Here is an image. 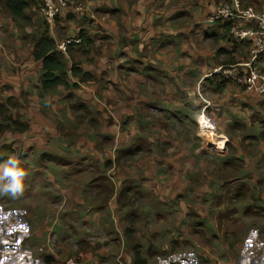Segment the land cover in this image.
<instances>
[{
  "label": "crops",
  "instance_id": "0c3cea01",
  "mask_svg": "<svg viewBox=\"0 0 264 264\" xmlns=\"http://www.w3.org/2000/svg\"><path fill=\"white\" fill-rule=\"evenodd\" d=\"M81 1L85 11L64 13L53 29L45 24L43 34L55 42L68 72L67 87L47 91L41 88L43 64L33 56L40 36L0 4V97L19 104L20 114L43 120L32 131L3 137L13 139L5 144L26 140L35 151L20 156L34 161L24 169L26 199L16 206L17 192L14 205L0 206V264H56L68 257L82 264H137V255L147 264H191L186 258L193 255L195 264H208L211 248L198 252L202 258L186 241L188 253L163 254L156 236L150 237L162 235L158 222L175 212H166L172 204L165 201L166 173L189 175L195 186L203 170L210 175L203 199L192 200L200 224L211 223V211L218 222L244 219L247 225L258 217L255 209L264 207V56L251 87L209 76L250 61L249 45L232 39L230 23L209 24L228 0ZM241 2L264 11V0ZM23 27L36 36L33 43ZM81 34L84 43L60 48ZM73 68L93 79L73 76ZM23 102L28 105L21 109ZM85 109L94 114L95 126L75 122L73 111ZM202 115L214 127L207 131L211 137L202 132L205 140L197 133ZM190 127L192 135L181 131ZM207 139L223 143L216 166L204 147H212ZM0 154L6 162L7 153ZM203 155L211 163L201 161ZM183 159L195 167H183ZM217 189L220 196L213 194ZM262 235L255 230L239 243H220L217 254L233 257L222 264H264Z\"/></svg>",
  "mask_w": 264,
  "mask_h": 264
},
{
  "label": "rangeland",
  "instance_id": "374dc122",
  "mask_svg": "<svg viewBox=\"0 0 264 264\" xmlns=\"http://www.w3.org/2000/svg\"><path fill=\"white\" fill-rule=\"evenodd\" d=\"M27 13L29 15V17L31 18V21H20V23H22L23 25H27L26 27L29 28H34L33 30L35 31V33H38V37L41 36L45 31H46V26H45V22L39 12V1L38 0H31V6L30 8L27 10ZM47 25V24H46ZM23 31H22V35L28 34L27 38H29V40H31V42L33 43L34 40H36V36H34V34H31L28 31H25L26 28L23 27ZM30 34V35H29ZM9 99L6 97H0V105H5L8 103V105H10V111L12 112V109H14L12 107V104H14V102H12V99L10 102H7ZM40 100H45V95H41ZM12 102V104H11ZM79 101L75 102H71L74 104H77ZM23 105H28V103H24L21 105V109H23ZM19 109V104L18 107ZM27 110V109H26ZM13 113L16 112L13 110ZM73 118L75 120L76 123H91L94 125V120L92 118H94V114H91L87 109H85V111H73ZM21 118L20 121L22 123V125H28L29 130H31V125L34 124V122L36 121H43L42 118L40 117L41 115H36V114H32L31 116H28V114H20ZM5 119L3 118V116L0 114V126H5L7 125V122L4 121ZM6 123V124H5ZM95 126V125H94ZM2 127L0 128V151H5L7 153V158L9 159V157H13L15 159H19V164L18 166L21 169H26L29 165H33L34 161H32L30 163V159H26V160H20V156L24 153H30V152H34L35 151V147L29 145L28 141H24L21 142V139L19 138L17 141H13L10 144H5L4 141H12V138H9L7 140H3L4 137V132L1 131ZM200 129V126H199ZM29 130L27 132H29ZM62 129H60L61 131ZM32 131V130H31ZM181 131H188L189 134H193V129L190 128H181ZM178 132H180V130L178 129ZM202 132H206V131H201L197 132L198 136H201L202 139H204L205 137L202 135ZM12 133H9V135ZM23 134V133H20ZM172 136H174V131L171 132ZM185 134H187L185 132ZM21 136V135H20ZM205 140V139H204ZM208 140V139H207ZM4 143V144H3ZM208 143L211 146L206 145L205 142V149L207 150V152L209 153L210 157H214V164L215 166L221 163V159H220V154L219 151L221 149H218L220 147V145H223V143L220 142H214L211 141V139L208 141ZM14 145H17L14 147ZM31 146V148H30ZM196 147L199 145H195ZM222 147V146H221ZM209 155H203L201 161L205 162V160H208L210 163V157ZM23 157V156H22ZM7 159V160H8ZM199 159H196V161H198ZM213 160V159H211ZM146 161V159L142 158L140 160L137 161V165L138 166H142L143 163ZM201 161H198L199 164ZM153 161L149 162L152 163ZM147 163V162H146ZM209 163V164H210ZM148 164V163H147ZM183 167H187V168H191V167H195V162L190 160H186L182 161ZM167 169H170L169 166H167ZM205 170H203V175L199 174L196 178H195V182L198 184V186L193 185L190 182V177L189 175L187 176H182V177H177L174 176L173 173L168 172L166 173V196H165V201H172V204L170 207L166 208V212L168 211H175L173 214L169 215V217L166 215V218L160 219V221L158 222V224H160V234L162 233V235L159 234H153L150 233V237L152 236H156V238L158 239L159 243L161 244L159 251H161L163 254L166 251H171L172 249H178L176 253H181V254H185L189 252V249H185L186 245L184 244L186 241H191L189 243H191L190 245L193 247H190L191 250H193V252H195L197 255H201L198 254V252H201L202 249L204 250H209V248L212 249V253L210 252V256H208L207 258L209 259V262H206L208 264H222V259L223 258H233L232 256H228V253H225L224 255H218L217 254V249L219 244L223 243V242H227V243H231L232 240H234V242H241V240L243 238H246L248 233L258 230L262 235V237L264 238V207H260V208H256L255 210L257 212H259L260 214L257 213L258 217L254 220H250L249 224H244L243 220H233V221H229L227 222L226 220H222L221 222L216 221V216L212 214V211L209 213V220L211 223H207V221H203L200 224V214L197 212L198 210H194V204H193V199H203L202 198V193L203 190L207 191L206 185L208 183V177H210V175H206L205 174ZM217 176V175H216ZM152 179V178H151ZM194 182V181H193ZM191 183V185H190ZM3 184V181H0V185ZM174 185H176V188L179 189L181 192H176L177 190H174L175 187ZM184 185V186H183ZM191 187L192 189H194L195 191H193L192 189L189 190L188 188ZM185 189V190H184ZM212 189V188H211ZM218 192L213 193L217 196H220L221 193L219 191V189H217ZM216 190V191H217ZM208 193V192H207ZM17 203L15 204L16 206L18 204L23 203L24 198H22V200H20V197L25 196L26 199V195L27 193H25L24 191H22V193L18 192L17 193ZM212 194V195H213ZM21 195V196H20ZM201 195V196H198ZM9 197V198H7ZM206 198V197H205ZM204 198V199H205ZM209 198V197H208ZM13 199H15L13 193L11 192H3L0 191V206H4L3 204L5 203L6 206L8 205H14ZM213 199L216 200L215 196L213 197ZM174 201H178V203H180L181 207L179 208H174V204L177 203ZM2 203V204H1ZM4 207V210H11L14 207ZM171 208H173L171 210ZM204 209V207H203ZM158 210V208L154 205L149 212L150 213H155ZM212 210V209H209ZM240 215H242V208H238ZM181 212V213H180ZM216 212V211H215ZM183 215L182 220H181V216ZM4 215V214H3ZM155 215V214H154ZM153 215H149V217H151ZM236 219H241V218H236ZM163 220V221H161ZM247 220V219H245ZM162 222V223H161ZM181 223V224H179ZM164 224V227L161 230V225ZM179 224V225H178ZM157 225V223H156ZM9 226V228H12V226L10 225H6ZM6 226H2V227H6ZM6 235L7 229L3 228L2 229V234ZM215 236V237H214ZM232 237V238H231ZM203 238V239H202ZM209 238V239H208ZM207 241V242H205ZM196 242V243H195ZM203 242V243H202ZM257 242V241H256ZM175 243H180V246H176ZM193 243H195L193 245ZM201 243L203 245H201ZM202 248H201V247ZM205 247V248H203ZM183 252V253H182ZM205 251H203L204 253ZM169 255H166V257L168 258ZM182 256V255H181ZM202 257V256H200ZM235 257V256H234ZM240 257V256H239ZM186 257H184L183 260H185ZM196 258L194 255L193 256H188L186 259L190 260L191 264H195ZM203 258V257H202ZM237 258V257H236ZM221 260V261H220ZM235 260H239V258L235 259ZM157 261V257L154 259V263H156ZM202 261V260H201ZM211 261V262H210ZM184 261H182V259H180L178 264L183 263ZM203 262V261H202ZM205 264V263H204Z\"/></svg>",
  "mask_w": 264,
  "mask_h": 264
},
{
  "label": "built area",
  "instance_id": "2783aa9c",
  "mask_svg": "<svg viewBox=\"0 0 264 264\" xmlns=\"http://www.w3.org/2000/svg\"><path fill=\"white\" fill-rule=\"evenodd\" d=\"M39 12L50 29L66 12L81 13L85 11L81 0H38ZM94 18V16H92ZM230 23V35L233 40L249 45L250 61L245 64L223 67L213 71L209 76L217 75L221 81L233 82L239 86L251 87L261 76L260 60L264 56V11L258 12L252 7L244 6L241 0H229L221 5L209 18V24ZM82 43L80 35L70 37L60 46L66 51L67 46ZM264 94V89L260 91ZM201 131L213 130V122L201 116ZM56 264H82L79 258L68 257L57 260Z\"/></svg>",
  "mask_w": 264,
  "mask_h": 264
},
{
  "label": "trees",
  "instance_id": "16d2710c",
  "mask_svg": "<svg viewBox=\"0 0 264 264\" xmlns=\"http://www.w3.org/2000/svg\"><path fill=\"white\" fill-rule=\"evenodd\" d=\"M229 1V0H228ZM0 4L3 6L5 11L12 16L17 21H31L27 10L31 6V0H0ZM82 39V34L80 35ZM33 56L36 61H41L43 64V75L41 77V88L43 91L54 89L58 86H68L67 82V68L63 61V57L61 54L55 51V42L47 35L43 34L40 36L38 40H36L34 45ZM73 76H80V79L83 81H91L93 77L89 74L83 73L81 70L73 68L71 71ZM8 100L7 102H10ZM12 102H14L12 100ZM11 102V104H12ZM12 112L10 111V105L3 104L0 105V114L7 122V125L0 126L2 127V132H18L25 133L29 130L28 125H22L20 121V112L17 108V103L14 102L12 104ZM13 110L16 112L13 113ZM6 124V123H5ZM5 161V158L2 154H0V165H2ZM137 264H147V261L141 258L139 255L136 256ZM47 260L51 261V258H47Z\"/></svg>",
  "mask_w": 264,
  "mask_h": 264
},
{
  "label": "clouds",
  "instance_id": "9594fccd",
  "mask_svg": "<svg viewBox=\"0 0 264 264\" xmlns=\"http://www.w3.org/2000/svg\"><path fill=\"white\" fill-rule=\"evenodd\" d=\"M18 164L17 159L9 157L6 162L0 165V181H3L0 191L13 194L22 191L25 172Z\"/></svg>",
  "mask_w": 264,
  "mask_h": 264
},
{
  "label": "bare ground",
  "instance_id": "6f19581e",
  "mask_svg": "<svg viewBox=\"0 0 264 264\" xmlns=\"http://www.w3.org/2000/svg\"><path fill=\"white\" fill-rule=\"evenodd\" d=\"M211 130H212V129H211ZM207 133H209L208 136H210V137H211L212 134H213L212 132H207ZM213 135H214V134H213ZM209 140H210V139H208V141H209Z\"/></svg>",
  "mask_w": 264,
  "mask_h": 264
}]
</instances>
